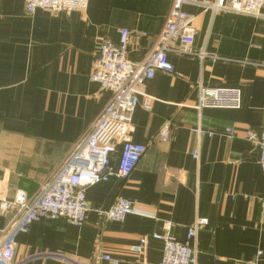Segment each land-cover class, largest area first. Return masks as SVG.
<instances>
[{"label":"crops","instance_id":"0c3cea01","mask_svg":"<svg viewBox=\"0 0 264 264\" xmlns=\"http://www.w3.org/2000/svg\"><path fill=\"white\" fill-rule=\"evenodd\" d=\"M202 2L186 6L195 49L217 59L169 54L174 74L159 71L148 80L142 91L151 101L141 98L133 115L129 138L146 154L126 179L86 192L91 206L106 209L123 198L136 213L114 222L91 211L82 226L41 219L15 237L14 262L159 264L162 243L153 234H164L170 222L183 241L195 220L206 218L196 241L198 264H264V174L258 147L246 139L247 130L264 127V8L252 17ZM25 4L0 0V239L12 219L2 200L20 190L34 194L110 102L112 93L91 80L100 43H118L127 29L128 58L142 62L156 47L172 1L89 0L85 11L69 15L28 14ZM201 85L239 88L241 108L196 111ZM164 126L167 143L159 138ZM197 128L213 135H198ZM227 128L236 138H227ZM122 148L118 142L114 167ZM142 237L150 241L137 255L131 248Z\"/></svg>","mask_w":264,"mask_h":264},{"label":"built area","instance_id":"2783aa9c","mask_svg":"<svg viewBox=\"0 0 264 264\" xmlns=\"http://www.w3.org/2000/svg\"><path fill=\"white\" fill-rule=\"evenodd\" d=\"M171 1V9L156 47L142 62L136 63L128 58L131 32L127 29L121 30L118 43L108 39L100 43L91 80L111 92V100L92 128L81 137L34 194L29 195L20 190L12 201L2 200V211L11 214L12 219L0 239V264H24V261L13 260L14 239L18 234L28 233L31 225L41 219L65 220L74 226H82L91 211L114 222H124L129 215L136 213L135 204L123 198H118L106 209L91 206L86 192L101 182L126 179L146 154V146L135 144L129 138L133 115L141 98L145 99L146 105L151 101L142 91L144 84L159 71L174 74L169 54L174 52L201 60L217 59L195 49L194 17L186 11V6L200 4V0ZM202 4L215 12H232L252 17L260 16L264 8V0H203ZM88 5L89 0H26L25 9L28 14L44 10L69 15L85 11ZM241 106L242 92L239 88H209L201 85L194 109L198 112L205 109L238 110ZM193 132L202 136L213 135L200 128ZM224 134L229 139L237 136L233 128H227ZM159 138L163 143L171 139L168 126L162 128ZM246 139L258 147L264 174V127L260 130H247ZM118 142H122L123 148L117 167H114L113 154ZM192 155L198 160L199 151L195 150ZM208 225L206 218H197L188 228L185 240L180 241L171 232L172 224L167 222L164 234L151 236L152 240L162 243L159 264H198L196 241L200 231ZM149 241L150 238L142 237L138 244L132 246V252L142 255ZM261 255L262 252L257 254L256 262ZM101 259L113 261L109 255L101 256ZM82 264H97V260ZM139 264L148 263L141 261Z\"/></svg>","mask_w":264,"mask_h":264},{"label":"water","instance_id":"95a60500","mask_svg":"<svg viewBox=\"0 0 264 264\" xmlns=\"http://www.w3.org/2000/svg\"><path fill=\"white\" fill-rule=\"evenodd\" d=\"M128 50H129V46H128Z\"/></svg>","mask_w":264,"mask_h":264}]
</instances>
